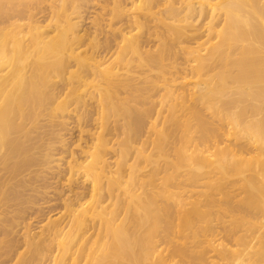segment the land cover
Wrapping results in <instances>:
<instances>
[{
	"label": "bare ground",
	"instance_id": "6f19581e",
	"mask_svg": "<svg viewBox=\"0 0 264 264\" xmlns=\"http://www.w3.org/2000/svg\"><path fill=\"white\" fill-rule=\"evenodd\" d=\"M137 1V11L124 14L116 10L119 4H114L110 12L121 16L115 17L118 21L104 18L102 12L90 20L88 30L80 33L77 19L98 0H0V226L5 217L18 219L14 221V233L27 253L17 251L19 243L7 245L9 249L0 264H217L216 259L221 264H244L242 258L249 252L252 261L255 257L264 260V247H256L264 235L255 238L247 232L241 234L244 237L238 234L244 231L246 219L264 216V14L260 15L264 1L255 0L259 8L252 4L261 23L256 16L257 20L250 18L255 13L251 15L252 5L248 6L252 0L237 4L233 0H202L196 6L189 2L183 7L182 19L177 17L180 10L174 15L176 8L167 7L165 1L170 22L165 17L153 19L163 30L153 52L145 49L140 38L142 28L156 14L153 9L157 0ZM246 3L251 16L245 13L247 19L243 22L252 28L251 35L245 29L249 38L236 33L243 25L237 29L234 24L239 22L237 13L243 15L242 4ZM201 16L208 22L196 28L195 21ZM113 22L121 23L114 27ZM102 32L106 34L100 42ZM165 33L186 37L190 45L178 38L173 45ZM163 34L169 41L162 39ZM126 48L133 57H126ZM177 53L183 56L182 65L174 66L176 70H170V76L163 75L164 60ZM136 67H141L139 75L134 74ZM189 75L199 77V84L191 87L199 86L198 90L186 87ZM38 80L46 82L43 90ZM150 87L160 94L155 110L141 107L151 95L147 93ZM79 91L88 94L98 108V117L94 118L97 130H81L88 132L91 143L81 146L80 159L72 154L66 168L60 170L56 161L64 156L61 151L53 152L59 147L49 142L39 155L44 158L45 168L35 173L31 167L37 140L17 121L23 115L19 98L33 95L44 103L47 95L56 103L54 109L62 112L70 102L81 101ZM159 124L161 127L156 129ZM150 128L157 135L159 149V155L153 158L144 155ZM174 132L178 135L168 141L171 152L167 154L163 147ZM138 135L145 138L140 140ZM58 144L64 145V140L59 139ZM141 159L151 165L145 180L138 178ZM31 171L36 178L43 177L47 186L27 182L25 177ZM61 173H65L67 184L80 177L82 182H89V187L84 189L86 192L68 196L63 205L65 214L41 220L40 231L33 232L29 221L32 216L20 215L19 203L6 202L19 195L24 199L19 188L27 183L37 195L47 194L57 187ZM202 186L212 188L213 193L197 189ZM228 186L244 193L242 201L238 199L242 209L231 202L237 195L228 194ZM184 192L189 195L181 194ZM212 194H222L225 199L216 195L219 200L215 201ZM22 201L25 203V199ZM213 201L216 204L212 206H219L220 220L236 210L243 212L236 217L245 219V223L236 218L244 223L236 225L235 216H230L235 224L228 230L233 234L230 238L242 249L213 245L215 259L208 262L204 252L199 251L202 242L197 241V229H203L197 223L201 217L208 218L207 207ZM28 205L24 207L28 212L41 209ZM203 208L207 209L206 216ZM261 221L264 223V218ZM224 230L226 227L220 231ZM209 243L212 246L213 242ZM253 252L255 257L251 256Z\"/></svg>",
	"mask_w": 264,
	"mask_h": 264
},
{
	"label": "rangeland",
	"instance_id": "374dc122",
	"mask_svg": "<svg viewBox=\"0 0 264 264\" xmlns=\"http://www.w3.org/2000/svg\"><path fill=\"white\" fill-rule=\"evenodd\" d=\"M163 2V3H161V2ZM165 1H167L168 2V4L165 2ZM180 1V2H179ZM181 1H182V3H181ZM184 1H186V3L184 2ZM193 1V2H192ZM244 0H233V3H238V2H240V3H244L243 2ZM250 2L251 0H247V2ZM253 1V0H252ZM251 1V2H252ZM261 1H264V0H261ZM175 2V3H174ZM189 2H191V4H197V3H199V2H202V0H164V1H162V0H157L156 1V3H155V8L153 9V11L157 14H155L154 15V17L151 19V21L149 22V23H147V24H145V27L144 28H142L143 29V37H141L140 39L142 40V41H144V44L143 45H145V49H147V50H149V51H151V52H153L157 47H155V45L158 43V34H161L162 33V27L160 26V25H158L159 24V22L157 21V19H156V21L155 20H153V19H155V18H157L158 17V19H160V18H162L163 17V19H164V17H165V19L167 18V16L169 15L170 16V14H168L169 13V11L167 12V10L165 9V8H167L168 6H173L172 8H176V11L177 12H175V14L174 15H177V14H179V10H180V16L178 15L177 17H181V18H178V19H182L183 18V16L182 15H184V13H185V11H183L184 9H183V7L185 8V4H187V3H189ZM213 2L215 3V0H213ZM248 2V3H249ZM249 3L250 5H248L249 7L252 5V4H258V2H255V0H254V2L253 3ZM104 3L105 4H107L106 6H105V8L102 10L101 9V6L102 5H104ZM140 2H138L137 0H116V1H114V0H101V2L98 0V2H94L93 3V7H91V8H89V9H87V11H86V13L84 14V16L83 17H81V18H79V19H77V29H80V33H82V32H84L85 30H88L89 29V27L91 26V22L92 21H90V20H92V19H94V17L96 16V15H98L99 13H102L103 12V14H102V16L104 17V18H112V19H114V20H116V21H118V18H120L121 16H116V13L115 12H110V10L113 8V7H115L114 6V4L116 5V4H119L117 7H116V10H122V11H124V14H128V13H132V12H134V11H137L136 9H134V8H136L137 6H138V4H139ZM167 4V7H165L166 5L165 4ZM172 5H171V4ZM184 3V4H183ZM161 4V5H160ZM178 4V5H177ZM182 4V5H181ZM236 4H234V8H236L237 6H236ZM256 4V5H257ZM198 5V4H197ZM245 5V6H244ZM256 5H255V7L254 8H256ZM259 5V4H258ZM257 5V8H259L260 6H258ZM196 6V5H195ZM239 6V5H238ZM244 6V7H243ZM248 6H247V3L246 4H242V8H243V15H241L240 13H237V16H238V14H239V16L238 17H240V19H238L237 17L235 18L236 20L238 19L239 20V22H237V21H234V24H235V27L237 28V29H239L242 25L244 26L245 24V26L246 27H241L240 29L241 30H245L246 28H248V29H246L247 31H248V33H249V35H251L253 32H252V28L251 27H249V26H247V23H244V22H246L245 20L247 19V16H245V13H248L247 15H249V13H251L250 12V10H252V13H251V15L253 14V11L255 12L254 13V15H249V16H251L250 18L252 19L253 17L255 18V16H256V18H258V16L259 15H257L256 14V12L257 11H255V10H253V6L254 5H252L251 7H252V9H250L249 10V8H248ZM230 7V9H231V7H232V5L231 6H229ZM245 7H246V9H245ZM161 9V12H160V10H158V9ZM262 8V7H261ZM233 9V8H232ZM247 9L249 10V11H247ZM126 10H128V11H126ZM245 10H246V12H245ZM261 9H259V11H260ZM159 11V12H158ZM232 12L233 11H235V10H231ZM223 12V11H222ZM241 12V11H240ZM262 12H264V11H262L261 10V14L260 15H262V14H264V13H262ZM159 13V14H158ZM167 15V16H166ZM173 15V16H174ZM228 15H230L231 16V14H229L228 13ZM156 16V17H155ZM173 16H171V17H173ZM236 16V15H235ZM242 16V17H241ZM93 17V18H92ZM115 17H118L117 19H115ZM174 17H176V16H174ZM176 17V18H177ZM245 17V18H244ZM170 18V17H169ZM169 18H167V20H165V21H168V22H170V19ZM241 18H244V19H242L241 20ZM253 18V19H254ZM255 18V20H257ZM260 18V17H259ZM258 18V21L260 22V19ZM197 19V18H196ZM195 19V20H196ZM262 19H264V17H262ZM171 20L173 21V19L171 18ZM240 20H241V22H243V20H244V22L243 23H241L240 22ZM171 21V22H172ZM194 21V20H193ZM256 22L257 24H258V26H260L259 25V22ZM103 22H108L107 20H104ZM121 22H123V21H121ZM120 22V23H121ZM157 22V23H156ZM180 23L179 21H176V23ZM182 22V21H181ZM195 22H197L196 24H194V26H196V28H198V27H200L201 25H203L204 23H206V22H208L207 20H206V22H205V20H204V18H202V16L197 20V21H195ZM194 22V23H195ZM89 23V24H88ZM114 24H113V26L115 27V26H118L119 24H116L115 22H113ZM175 23V22H174ZM175 23V24H176ZM177 23V24H178ZM183 23V22H182ZM182 23H180V24H182ZM193 22H191V24H192ZM239 23V24H238ZM261 23V22H260ZM157 24V25H156ZM240 25V26H239ZM89 26V27H88ZM160 26V27H159ZM193 25H192V27H194ZM239 26V27H238ZM88 28V29H87ZM84 29V30H83ZM91 29V28H90ZM106 29V28H105ZM108 29V28H107ZM161 29V30H160ZM190 29V28H189ZM202 29V28H201ZM240 29L238 30V32L236 31V33H242L244 36H245V34H247L246 36H248V33H247V31L245 30V31H241L240 32ZM191 32H194V30L193 31H191ZM105 34L106 33H101L100 35H99V38L101 39L100 40V42H102L103 41V39H104V36H105ZM166 34V33H165ZM165 34H163V37H162V39H166L167 41H169V40H171L172 42L171 43H173V45H174V43L175 44H177V42H178V40H177V38L179 39V40H181L182 39V41H184L183 42V44L184 43H186V45H190L189 43H187L186 42V37H182V36H178V35H176V34H174V36L173 35H169L168 33L166 34L167 35V37L169 38V40H168V38L166 37V35ZM176 36V37H175ZM178 36V37H177ZM148 37H149V39L150 40H148ZM165 37V38H164ZM175 37V38H174ZM185 38V39H184ZM248 38H249V36H248ZM153 39V40H152ZM157 41H156V40ZM156 41V42H155ZM185 45V44H184ZM84 48H86V45L84 46ZM89 53H90V50H89ZM124 54L126 55V57L128 58V57H133V53H132V51L129 49V48H126L125 49V51H124ZM183 56L181 55V53H177V55H170V56H168L167 57V59H165L164 60V69H165V71L163 72V75H166V76H170L171 74L170 73H168L170 70H172V73H174L175 72V67L174 66H176V65H178V64H180V65H178V67L179 66H181L182 65V63H183ZM141 73V67H136V72L134 73L135 75H139ZM50 79H52V80H56V79H58L57 77H50ZM185 81H186V87H192L193 86V84H199V82H200V79H199V77L197 76V75H189L186 79H185ZM39 84H40V88L43 90L44 89V87H45V85H46V82L45 81H41V80H38L37 81ZM188 85V86H187ZM199 87V86H198ZM198 87L197 86H194L193 88L194 89H192V90H198ZM78 93H80V95H81V101L79 102V103H76L75 101H72V102H70L69 104H68V106H67V108L66 109H64L62 112L61 111H58L57 109H54V107H55V102H52V101H50L48 98H47V95H46V97H45V100H44V103L39 99V98H37V97H35V96H33V95H31V96H22V98H19V105L21 106V109H22V111H23V115L21 116V117H19L18 119H17V121L18 122H20L21 123V125L23 126V129L24 130H26V131H28V134H29V136L31 137V138H34V139H36L37 140V143H35L33 146H35L33 149V151L35 152V157L33 158V163L34 164H32V167H31V170H35V173H38V171H39V173H40V171H41V169H43V168H45V166L43 167V165H44V163L42 164V162H44V158H43V156H39V155H42L44 152V148L46 147L47 148V145H48V143L50 142V143H52V142H55L57 145H58V147L59 148H56V150H54L53 152H59V151H61L62 153L61 154H63V158H62V160L60 161V160H58V161H56V164H58L59 163V165H58V167L59 168H61L60 170H62V169H64V168H66L65 166H66V161L68 160V159H70V156L73 154L74 156V158H76V157H79V159H80V157L83 155V153L81 154V148H82V150L84 149L83 147H81V146H84V147H86L88 144V142L89 143H91L90 142V140H89V137L87 136V134H88V132H83V131H85V130H89V129H91V130H94V131H96L97 129L95 128V126H94V118L95 117H98V108L97 107H95L93 104H94V100L93 99H91L90 97H89V95L88 94H86V93H84V92H78ZM147 93H149V94H151L149 97H147V99L146 100H144V103H143V105L141 106V107H149V108H152V109H158L159 108V106H156L157 105V101H158V99L160 98V94L157 92V91H155V90H153V89H151V87H150V89L147 91ZM146 93V94H147ZM26 95V94H25ZM153 95V96H152ZM53 110H52V109ZM161 127V124H159V125H156V129H159ZM83 129V131L81 132V130ZM145 130H146V128H144ZM108 131V130H107ZM109 132V131H108ZM175 135H178V132H174L173 134H170V136L167 138L168 140H167V143H166V146L165 147H163V150L164 151H166V153L167 154H170V152H171V149H170V147H169V145H168V141L169 140H172V139H174V137H175ZM147 142H146V144H145V146H146V150H145V152H144V155H146L147 157H149V158H153V157H155L156 155H159V149L156 147V139H157V135H156V133H154L153 131H152V129L150 128V130H149V133H147ZM137 138L138 139H144L145 137H143V136H141V135H138L137 136ZM59 139H63L64 140V145H62V146H59ZM49 143V144H50ZM47 144V145H46ZM46 145V146H45ZM86 149V148H85ZM42 150V151H41ZM40 152V154H39V152ZM41 152H42V154H41ZM65 152V153H64ZM36 156H38V157H36ZM170 158H172V157H170ZM131 160V159H130ZM130 160H129V162H130ZM109 161H112V160H110L109 159ZM132 161V160H131ZM38 163V164H37ZM160 163L161 164H163V161H160ZM34 166H35V168H34ZM38 169V171H36ZM53 170H56V169H53ZM151 171V165L149 164V161L148 160H145V159H141V163L139 164V166H138V178H143L142 180H145L146 178V176H148L149 175V172ZM34 172V171H33ZM32 171H31V174H29L28 176L26 175V179L27 180H29V181H27V182H34V184L35 185H37V183L40 185V186H42L43 187V185L44 186H47V183H46V181L43 179V177H37L36 178V174L35 173H33ZM38 173V174H39ZM246 174L248 175V173L246 172ZM61 175V178H59L58 179V183H57V187L56 188H51V189H49V192L47 193V194H38L37 195V192H33V191H30V187H31V183H27V184H25L23 187H20L19 188V194H21V195H23L22 197H24V199H25V203H24V201H22V200H24L23 198L21 199L20 197V195H19V197L17 198H14V200L13 199H11L12 201H14L13 203H11V202H9V201H11V200H8L7 202H6V205H12V204H14L15 202V204L14 205H17L18 203H19V206H21L22 207V212L20 213V215L21 214H23V215H25V213H26V215H25V217H29L30 215L32 216V219H30L29 221H30V226H31V230L33 231V232H39L40 231V227H41V224H43V223H41V220H43V222H44V220H46V219H48V218H50V219H54V218H56V217H58V213H64V209H63V205H64V202H65V199L68 197V196H72L73 197V195H71L72 193H74V192H81V191H83V192H86L87 191V189H88V187H89V182H82L81 180H82V178H78V177H76L75 178V180L73 179V181L71 182V183H68L67 184V182H66V175H65V173H64V175H63V173H61L60 174ZM162 174H159L158 176H161ZM33 177V178H32ZM38 178H39V180H38ZM43 179V180H42ZM30 180H34V181H30ZM35 180H37V181H35ZM41 180V181H40ZM54 180H56V179H54ZM40 181V182H39ZM61 181H62V184H60L61 183ZM76 181V182H75ZM81 183H80V182ZM41 183V184H40ZM43 183V184H42ZM46 183V184H45ZM73 183V184H72ZM83 183V184H82ZM34 184L32 185V186H34ZM59 184V185H58ZM65 184V185H64ZM72 184V185H71ZM29 185V186H28ZM39 185H37V186H39ZM145 185V184H144ZM88 186V187H87ZM29 187V188H28ZM72 189H71V188ZM75 187V188H74ZM87 187V188H86ZM206 186H202V187H200V188H197V189H200V190H202V191H204V193H206V190L208 191L210 188H205ZM77 188V189H76ZM83 188V189H82ZM5 189H7V188H5ZM22 189V190H21ZM28 191H30V192H28L27 193V190ZM74 189V190H73ZM76 189V190H75ZM81 189V190H80ZM86 191H85V190ZM206 189V190H205ZM228 189L229 190H231V187L230 186H228L227 187V189H226V192H228V194H229V192L231 193H234V194H232V195H234V196H236L234 199L237 201V202H234L235 200L233 199V201H231V202H233V205H235V206H238V207H236V208H238V209H242V206H241V204H242V202H240L239 200H241V198H242V196L244 195V193L243 192H240L238 189H234V190H231V191H228ZM262 189H264V188H262ZM20 190H21V192H20ZM24 190V191H23ZM67 190H72V192L70 193V192H68ZM79 190V191H78ZM174 190H176V189H174ZM212 190V191H211ZM22 191L24 192L23 194H22ZM140 191H142V189H140L138 192H140ZM82 192V193H83ZM210 192H212L213 193V189L211 188L210 189V191H208V195L210 194ZM32 194V195H28V194ZM33 193L34 194H36V195H33ZM237 193V194H236ZM181 194H187V195H189L187 192L185 193H181ZM59 195V196H58ZM186 195V196H187ZM211 195V194H210ZM213 195V194H212ZM216 195H220L219 197H216ZM32 198H31V197ZM33 196H34V198H33ZM39 196V197H38ZM233 196V197H234ZM212 197V196H211ZM31 198V199H30ZM56 198V199H55ZM221 199V198H223V199H225V196L224 197H222V194H215V196L213 195V198L212 199H214L215 201H217L216 199ZM240 198V199H239ZM28 199H29V201H28ZM35 199V200H34ZM40 199V200H39ZM159 199L162 201V199L159 197ZM183 199H185V197H183ZM218 199V200H219ZM239 199V200H238ZM38 200V201H37ZM50 202H49V201ZM53 200V201H52ZM18 201V202H17ZM33 201V202H32ZM46 201V202H45ZM215 201H213V203H211V204H209L208 206H210V207H207L208 208V210H209V208H210V211L209 212H207V209L206 208H203L205 211H204V213H203V216L205 215L206 216V212H207V215H209L208 216V218H205V217H201V219H202V221L200 220L197 224H199V227H200V229H203V231L202 230H198L197 229V231H198V236H197V241L198 242H202V243H200L201 245H199V246H202V247H200L201 249H199L197 246H196V250H198L199 249V251L201 250L202 252H204V256H205V259H206V261H208V262H210L211 260H214L215 259V246H217V245H219L218 246V248L219 249H221L222 247H228V249H242V246H241V248H240V245L238 244H235L237 241L231 236V238H233L234 240H232L231 238H230V235L232 234V231L231 232H229L230 230L229 229H231V227L233 228V224L231 223L232 221H231V218H230V216L234 219V217L233 216H235V219L237 218L238 220H241V219H239V217H236L237 215L239 216L240 214L242 215L243 214V212L242 211H236V210H234L235 212H237V213H233V214H230V215H228L227 217H223V218H221L222 220H220V209H219V206L217 205H215V206H212V205H214V204H216V202ZM242 201V200H241ZM40 202V203H39ZM54 202V203H53ZM1 203H5V202H2L1 201ZM23 203V204H22ZM28 203H30V204H32V205H36V207L37 206H39L41 209L40 210H32V211H30V212H28L27 211V209L26 208H24V207H27V205H28ZM37 203H38V205H37ZM43 203H44V205H43ZM47 203V204H46ZM238 203V204H237ZM26 206H25V205ZM29 204V205H30ZM42 204V205H41ZM217 204H220V203H218L217 202ZM6 205H4V206H6ZM23 205H24V207H23ZM28 205V206H29ZM42 207H41V206ZM221 205V204H220ZM222 206V205H221ZM213 209H212V208ZM216 209H217V211H219V213L217 214V211H216ZM27 212H26V211ZM64 210V211H63ZM63 211V212H62ZM216 211V212H215ZM66 212V211H65ZM215 213L216 215L215 216H213L214 214L213 213ZM241 212V213H240ZM209 213V214H208ZM212 213V215H210ZM229 213H231V212H229ZM240 213V214H239ZM28 214V215H27ZM65 214V213H64ZM63 214V215H64ZM234 214H236V215H234ZM22 215V216H23ZM35 215H37L38 217H34ZM219 215V217H217ZM211 216V218H209ZM212 216H213V218H212ZM27 217V218H28ZM215 217V218H214ZM229 217V218H228ZM261 218H258V219H246L247 220V222H249V223H245V219L244 220H241V221H243L244 223H245V229H244V231H239L238 232V234L239 235H241V234H249V237H254L255 236V238H260V237H262V235H264V234H262V233H264V223H262V221H261V219L262 218H264V216H260ZM205 219V220H204ZM210 219V220H209ZM214 219V220H213ZM230 219V220H229ZM236 219V225L239 223V225H241V226H243V222H241V221H238ZM18 219H13V218H11L10 216H8V217H5L4 219H3V221H2V223H1V226H0V239H3V242H0V261L2 260V259H4V257H5V255H6V252L8 251V249H9V247L10 246H14L15 244H20V246H19V248L17 249V251H20V252H26V250H25V246H23L20 242H21V240H20V238L18 237V236H16V234L14 233V224H15V222L14 221H17ZM204 220V221H203ZM224 220V221H223ZM226 220H228L229 222H228V224H227V221ZM37 221H40V222H38L37 223ZM205 221H207V224H206V222ZM208 221H211V223L209 222L208 223ZM234 221V220H233ZM63 222V221H62ZM61 222V223H62ZM202 224H204V225H202V226H200L201 225V223ZM204 222V223H203ZM214 222V223H213ZM219 222V223H218ZM225 222V223H224ZM230 223V224H229ZM63 224V223H62ZM210 224V225H209ZM218 224V225H217ZM234 224V225H235ZM207 225V226H206ZM224 225V226H223ZM228 225V226H227ZM231 225V226H230ZM258 226V229H257V226ZM259 225H260V227H259ZM39 226V227H38ZM222 226L225 228L226 227V230L229 232V233H227L226 232V230H224L223 232H225V234H229V235H225L222 231H220L221 229L223 230L224 228H222ZM250 226V227H249ZM253 226V227H252ZM256 226V227H255ZM198 227V226H197ZM198 227V228H199ZM204 227V228H203ZM206 227V228H205ZM208 227V228H207ZM212 227V228H211ZM216 227V228H215ZM255 227V228H254ZM211 228V229H210ZM215 228V229H214ZM228 228V229H227ZM249 229V230H248ZM259 229H261L262 231H259ZM212 231V233H211V231ZM243 230V229H242ZM247 230V231H246ZM209 232V233H208ZM220 233V235H219V233ZM221 232H222V234H221ZM247 232V233H246ZM260 232H262L261 234H260ZM203 234V235H202ZM243 234V235H244ZM247 234V235H248ZM201 235V236H200ZM210 235V236H209ZM233 235V234H232ZM257 235H259V236H257ZM225 236V237H224ZM229 236V237H228ZM238 235L236 234L235 235V237H237ZM257 236V237H256ZM214 237V238H213ZM239 237V236H238ZM241 237H244V236H242L241 235ZM262 238H264V237H262ZM206 239V240H205ZM213 239V240H212ZM208 240V241H207ZM212 240V241H211ZM223 240V241H222ZM255 240H257V239H255ZM216 241V242H215ZM219 241V242H218ZM233 241V242H232ZM260 241V243H262V242H264V239H259L257 242H256V247H258V246H260L261 245V247H264V243H262V244H260V243H258ZM209 242H211V244H212V242H213V244H212V246H210V243ZM197 243V242H196ZM206 243V244H205ZM220 243H221V246H220ZM234 243V244H233ZM259 245H258V244ZM199 244V243H198ZM197 244V245H198ZM217 244V245H216ZM7 245H9V247H7ZM208 245V246H207ZM213 245H215L214 246V250L212 249V247H213ZM226 245V246H225ZM231 245H232V247H231ZM237 245V246H236ZM235 246L237 247V248H235ZM204 247H205V249H204ZM211 247V248H210ZM203 248V249H202ZM259 248V247H258ZM257 248V251L258 252H261V251H264V250H261V248L260 249H258ZM208 249V250H207ZM210 249H212L211 251H210ZM204 250V251H203ZM261 250V251H260ZM209 251H210V253H209ZM214 251V252H213ZM12 252H14V251H12ZM198 252V251H197ZM207 252V253H206ZM212 252V253H211ZM217 252V251H216ZM248 253V252H247ZM246 253V254H247ZM252 252H249L248 253V255H247V259L246 258H242V259H244V264H248L247 262H249L250 264H256V261H259L260 259L258 258V260H257V258L255 257L256 255L254 254V252H253V254L251 255V256H253V257H255V258H253V261H255L254 259H256V261L253 263V261H252V259L250 258V255L249 254H251ZM25 254H27V253H25ZM246 254H245V256H246ZM255 255V256H254ZM244 257V256H243ZM214 262H216L217 264H219L221 261H219V260H214ZM226 262V261H225ZM221 264V263H220ZM223 264H225L224 262H223ZM257 264H264V260H260L259 261V263L257 262Z\"/></svg>",
	"mask_w": 264,
	"mask_h": 264
}]
</instances>
